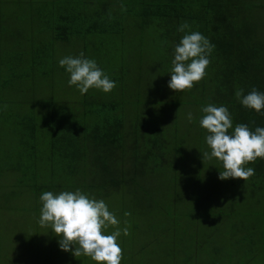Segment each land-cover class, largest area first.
Masks as SVG:
<instances>
[{
  "label": "trees",
  "instance_id": "1",
  "mask_svg": "<svg viewBox=\"0 0 264 264\" xmlns=\"http://www.w3.org/2000/svg\"><path fill=\"white\" fill-rule=\"evenodd\" d=\"M42 9L37 22L43 27L44 42L31 46L24 66L28 70L20 75L41 76L38 83L47 96L38 97L31 85L35 99L28 100L23 115L10 122L18 136L8 151V160L14 163L1 162L0 181L13 174L16 184L36 198L46 191L77 189L92 197L108 196L147 172L146 163L165 164V153L173 144L163 126L143 121L150 117L144 109L150 100L142 95L143 83L150 86V77L159 71L157 76L168 87L174 47L185 34L178 28L185 22L190 25L186 31L200 32L215 47L205 77L190 90L175 92L168 87L170 92L177 98L184 95L201 114L208 104L227 107L233 129L241 123L253 131L264 127V115L244 107L235 96L238 89L245 95L253 88L264 92V0H46ZM126 38L136 42L131 64L122 51ZM95 41L99 53L106 43L120 53L118 65L115 60L120 75L109 77L116 87L109 93L92 88L73 101L56 97L58 45L78 43L88 56ZM108 58L103 56L104 63L96 60L102 70ZM146 73L152 75L143 81ZM47 77L52 81L48 88L43 80ZM149 95L153 96L152 89ZM38 107L48 111L44 120ZM245 167L254 168L255 174L243 181V189L263 207L264 158Z\"/></svg>",
  "mask_w": 264,
  "mask_h": 264
},
{
  "label": "rangeland",
  "instance_id": "2",
  "mask_svg": "<svg viewBox=\"0 0 264 264\" xmlns=\"http://www.w3.org/2000/svg\"><path fill=\"white\" fill-rule=\"evenodd\" d=\"M45 1L0 0L1 168V162L14 163L13 159L8 160V151L18 136L10 122L23 115L28 100L35 99L31 85L38 97L47 96L44 86L38 83L41 76L20 75L28 70L24 66L31 46L44 42L45 33L37 17L44 12ZM131 39L126 38L127 47L122 50L128 54L130 64L134 58L132 49L136 47ZM96 43H90V53L85 57L104 63L103 56L109 55L103 71L110 78L114 73L120 75V53L108 43L99 53ZM80 53L78 43L58 45L56 97L72 101L80 97L78 88L68 84L70 74L59 65L60 59ZM11 69L17 77H13ZM151 75L146 73L143 81ZM157 75L159 71L150 77V86L148 81L142 82V95L150 100L144 108L150 117L143 121L165 128L166 138L173 144L165 153L166 163H146L144 169L148 171L133 177L129 187L94 197L105 201L119 219L121 229L130 225L129 234L121 233L117 240L122 248L121 264H264V206L257 197L245 193L243 180L219 179L222 162L216 158L203 160V153L211 151L206 143L208 132L199 123L203 114L197 105L186 103L184 95L175 97ZM43 80L47 88L52 84L48 77ZM150 89L153 96L149 95ZM47 113L46 108H37L41 120L48 117ZM15 180V175L10 174L0 181V264H96L90 257L76 258L60 249L59 238L51 228L38 223L40 198L18 186ZM235 182L237 185L231 186ZM114 230L110 226L105 234Z\"/></svg>",
  "mask_w": 264,
  "mask_h": 264
},
{
  "label": "clouds",
  "instance_id": "3",
  "mask_svg": "<svg viewBox=\"0 0 264 264\" xmlns=\"http://www.w3.org/2000/svg\"><path fill=\"white\" fill-rule=\"evenodd\" d=\"M188 29L190 25L187 22L179 26L178 31L185 34L174 47L168 87L175 92L190 90L205 77L209 57L215 47L200 32L186 31ZM59 65L70 74L68 84L75 85L82 95L92 88L109 93L116 87L115 81L83 52L77 57L60 59ZM235 96L244 107L264 115V92L253 88L245 95L243 89H238ZM202 113L199 123L208 132L206 143L211 150L203 153V160L216 158L222 162L221 180H248L255 174V169L245 165L264 158V127H256L253 131L241 123L233 129L231 114L223 105L208 104L202 108ZM192 119L189 113L188 120L191 122ZM230 129L233 131L229 132ZM40 201L42 207L38 223L41 227L51 228L59 238L61 250L71 252L76 258L90 257L96 264H121L122 248L117 240L121 233L129 234L130 225L121 229L119 219L109 211L104 200H97L77 189L59 193L46 191L41 194ZM110 226L115 230L105 234Z\"/></svg>",
  "mask_w": 264,
  "mask_h": 264
}]
</instances>
